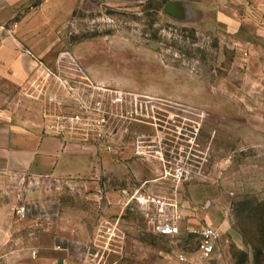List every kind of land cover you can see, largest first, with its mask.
<instances>
[{"label": "rangeland", "instance_id": "rangeland-1", "mask_svg": "<svg viewBox=\"0 0 264 264\" xmlns=\"http://www.w3.org/2000/svg\"><path fill=\"white\" fill-rule=\"evenodd\" d=\"M190 1L83 0L49 53L91 82L39 66L25 90L0 83V107L35 102L41 127L95 93H128L135 112L105 143L71 140L96 153L83 178L0 173V264H181L205 225L220 239L198 264H264V0ZM142 196L177 202L178 235L156 233Z\"/></svg>", "mask_w": 264, "mask_h": 264}, {"label": "crops", "instance_id": "crops-1", "mask_svg": "<svg viewBox=\"0 0 264 264\" xmlns=\"http://www.w3.org/2000/svg\"><path fill=\"white\" fill-rule=\"evenodd\" d=\"M83 0H0V83L24 86L42 79L39 66L61 77L91 82L89 75L67 53L51 57V42ZM106 6L141 5L148 0H92ZM190 3V0H171ZM12 22V36L4 29ZM50 52V53H49ZM21 99V98H20ZM12 111L0 107V173L20 172L37 181L83 178L95 165L88 145L44 134L39 106L23 100ZM29 102V103H28ZM26 104L32 105L27 108Z\"/></svg>", "mask_w": 264, "mask_h": 264}, {"label": "built area", "instance_id": "built-area-1", "mask_svg": "<svg viewBox=\"0 0 264 264\" xmlns=\"http://www.w3.org/2000/svg\"><path fill=\"white\" fill-rule=\"evenodd\" d=\"M16 27L17 22H12L4 31L8 36H12ZM38 84L35 85L37 96H43L42 89H38ZM82 97L75 100L78 105L77 111L69 116L53 115V118L49 120L47 118L49 115L42 112L44 118L43 133L67 141L105 143L113 136L114 132V135H116V131L118 133L121 130L118 125L134 120L135 112L132 109L134 98L128 93L113 92L109 100L100 93L90 94L89 99ZM53 99L48 96L49 102H52ZM182 169L177 171L175 178L180 179L182 177ZM140 199L143 204L151 205L154 208V211L150 212V216L158 235L170 237L178 235L180 216L177 202L163 196H142ZM32 211H35V207H29L26 204L14 209L17 217H24ZM106 226V232H111L110 224L107 223ZM194 233L197 236V246L192 260L184 252H178L176 254L178 263L198 264L207 262L212 258L220 239V231L213 226L205 225Z\"/></svg>", "mask_w": 264, "mask_h": 264}]
</instances>
